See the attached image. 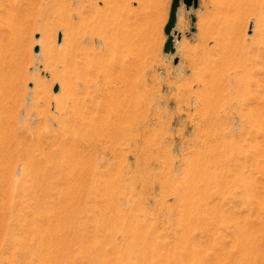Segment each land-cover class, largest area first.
I'll return each mask as SVG.
<instances>
[{
  "label": "rangeland",
  "instance_id": "374dc122",
  "mask_svg": "<svg viewBox=\"0 0 264 264\" xmlns=\"http://www.w3.org/2000/svg\"><path fill=\"white\" fill-rule=\"evenodd\" d=\"M170 4L0 0V264H264V0Z\"/></svg>",
  "mask_w": 264,
  "mask_h": 264
},
{
  "label": "water",
  "instance_id": "95a60500",
  "mask_svg": "<svg viewBox=\"0 0 264 264\" xmlns=\"http://www.w3.org/2000/svg\"><path fill=\"white\" fill-rule=\"evenodd\" d=\"M183 2L186 6H196L197 0H171V4L169 7V13H168V19L167 22L164 25L163 31L164 34L166 35V41L163 45V52L164 53H173L174 48H173V37L171 35V30L174 26L175 23V18H176V10L180 4V2ZM38 51V47L34 48V52ZM58 90V86L55 85L53 87V91L56 92Z\"/></svg>",
  "mask_w": 264,
  "mask_h": 264
},
{
  "label": "bare ground",
  "instance_id": "6f19581e",
  "mask_svg": "<svg viewBox=\"0 0 264 264\" xmlns=\"http://www.w3.org/2000/svg\"><path fill=\"white\" fill-rule=\"evenodd\" d=\"M4 68V67H3Z\"/></svg>",
  "mask_w": 264,
  "mask_h": 264
},
{
  "label": "crops",
  "instance_id": "0c3cea01",
  "mask_svg": "<svg viewBox=\"0 0 264 264\" xmlns=\"http://www.w3.org/2000/svg\"><path fill=\"white\" fill-rule=\"evenodd\" d=\"M178 10V9H177Z\"/></svg>",
  "mask_w": 264,
  "mask_h": 264
}]
</instances>
